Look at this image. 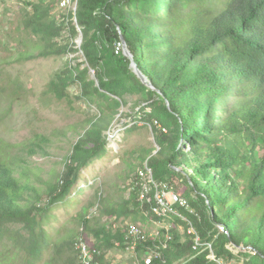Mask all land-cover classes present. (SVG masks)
Listing matches in <instances>:
<instances>
[{
	"label": "trees",
	"instance_id": "trees-1",
	"mask_svg": "<svg viewBox=\"0 0 264 264\" xmlns=\"http://www.w3.org/2000/svg\"><path fill=\"white\" fill-rule=\"evenodd\" d=\"M19 1L18 26L7 36L16 51L8 59L82 53L52 77L44 95L71 104L76 85L78 99L97 113L83 132L70 126L36 135L25 156L0 157V264H42L47 255V264H84L83 243L101 264L128 249L145 257L141 264H231L240 261L232 244L246 250L248 264H264V0H78L76 12L62 19L56 10L66 0ZM123 40L153 88L134 71ZM23 87L0 84L9 108ZM128 96L144 98L141 121L151 125L159 151L140 155L146 163L139 177L128 176V199L100 194L101 218L82 211L77 234L56 241L50 215L83 171L109 155L107 132ZM62 139L71 147L46 179L31 158L49 157ZM148 170L153 181L141 177ZM173 187L192 209L177 203L188 220L182 223L196 234L184 238L174 227L151 237L145 224L166 219L160 198ZM104 217L131 224L115 227ZM133 227L142 230V242L131 237Z\"/></svg>",
	"mask_w": 264,
	"mask_h": 264
},
{
	"label": "rangeland",
	"instance_id": "rangeland-1",
	"mask_svg": "<svg viewBox=\"0 0 264 264\" xmlns=\"http://www.w3.org/2000/svg\"><path fill=\"white\" fill-rule=\"evenodd\" d=\"M77 1L66 0L63 5L61 2L56 10V15L62 19V14L75 13ZM22 7L23 3L19 0H0V84L8 87L10 80H13L24 86L21 94L18 95L20 100H15L11 104V108L8 106L11 101L8 97V90L0 94V157L4 154L12 156L15 153L25 156L26 151H23L25 144H28L36 135L48 137L54 132L62 131L70 126H78L77 130L83 132L84 128H88L87 120L97 113L95 106L78 99L80 93L76 85L70 89L73 97L71 104L44 95L46 86L52 77L68 62L75 63V59H80L82 53L23 63L8 59L10 55L15 53L16 45L13 46L14 43L11 44L7 40V36L18 26ZM76 43H80L79 39L76 40ZM77 48H80V45ZM125 102L126 105L121 108L112 128L107 132L109 155L104 159L96 160L83 171L82 181L73 190L66 202L55 207L50 215L51 222L47 228L56 241L61 242L71 235L77 234V231L80 230L77 215L82 211H86L91 219L101 218L97 210L100 194L112 195L113 199L120 196L128 199L130 191L127 190L132 183L128 176L134 179L139 177V171L146 163L141 161L140 155L145 156L151 151L153 154L159 151L151 125L141 121L142 115L139 112L145 106L144 98L142 96H128ZM71 138L72 141L77 140L74 134ZM70 147V143L62 139L50 150L51 155L49 157L34 156L31 158V165L36 171L41 172L46 179H50L47 172L57 167V162L61 160L60 154L68 152ZM187 149L189 151V147ZM58 169L62 170L63 167L58 166ZM170 189L176 194L174 187ZM166 203H168V208L165 211L166 215L163 216L166 219L163 222L151 220L145 224V229L149 235L157 237L159 230L171 231L174 227L184 238L186 235L196 234L193 228L190 227L187 230L186 226L183 225L182 222L188 224L187 217L176 207L177 204L170 198V193ZM181 207L184 208L185 212H192L188 203H185V206L181 205ZM102 222H108L115 227H127L131 224L130 221H108L107 217H104ZM221 229L224 230L223 227ZM88 240L92 245L95 242L93 238ZM198 244L200 245V243ZM230 248L240 258V261L231 264H248L247 262L251 260L241 257V252H246L242 247L232 244ZM48 257L49 255L46 256L42 264H47ZM151 257L149 255L146 260ZM108 258L111 264H141V261L145 259V257H139L134 249H128L125 252L113 251ZM210 258L216 260L213 254ZM218 263L225 264L223 262ZM12 264L18 263L13 262Z\"/></svg>",
	"mask_w": 264,
	"mask_h": 264
},
{
	"label": "bare ground",
	"instance_id": "bare-ground-1",
	"mask_svg": "<svg viewBox=\"0 0 264 264\" xmlns=\"http://www.w3.org/2000/svg\"><path fill=\"white\" fill-rule=\"evenodd\" d=\"M70 1V0H69ZM77 10V9H76ZM147 166V165H146ZM141 176L143 179H146L147 181H153L152 180V174H151V170H148V172H141ZM167 193H164L163 195H166ZM163 195L161 196L160 198V203H161V206H162V209L163 210H167L166 208H168V203H166V200L164 201L163 200ZM171 195L174 196L177 200V203H180L182 206H185V203L187 204V202L183 199H180L176 194H174L173 192H171ZM159 198V197H158ZM157 213L159 214L160 211H157ZM137 233H140L141 236L144 235L142 230L139 229V228H136V227H133L132 230H131V237H134V238H138V234ZM144 238V236H142ZM142 238V239H143ZM147 238V237H146ZM145 240V239H144ZM82 249V258H83V262L84 264H89L90 262V252H96L94 250H92L91 247H89L88 245H86L85 243H83L82 245L79 246V249Z\"/></svg>",
	"mask_w": 264,
	"mask_h": 264
},
{
	"label": "water",
	"instance_id": "water-1",
	"mask_svg": "<svg viewBox=\"0 0 264 264\" xmlns=\"http://www.w3.org/2000/svg\"><path fill=\"white\" fill-rule=\"evenodd\" d=\"M79 45L81 46L82 42H83V34L80 33V39H79ZM123 46H124V50H125V55L130 58L132 60V67L134 69V71L138 74V76L141 78V80L143 81L144 84H146L148 87L153 88V85L151 83L148 82L147 78L141 73L139 67L137 66L133 55L131 54V52L129 51L126 42L123 40ZM93 78H95V75H93Z\"/></svg>",
	"mask_w": 264,
	"mask_h": 264
},
{
	"label": "built area",
	"instance_id": "built-area-1",
	"mask_svg": "<svg viewBox=\"0 0 264 264\" xmlns=\"http://www.w3.org/2000/svg\"><path fill=\"white\" fill-rule=\"evenodd\" d=\"M170 193V198L172 199L173 202L177 204V200L174 196L171 195V191H168L166 195H163V200H168V194ZM138 234V239H140V242H142V236L140 233ZM152 260V257L150 258ZM89 264H101L100 261L98 260L97 252H90V262Z\"/></svg>",
	"mask_w": 264,
	"mask_h": 264
}]
</instances>
